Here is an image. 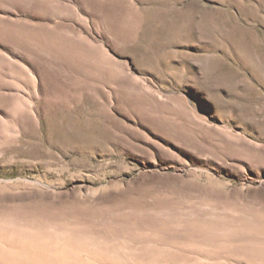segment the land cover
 Here are the masks:
<instances>
[{
    "label": "rangeland",
    "instance_id": "1",
    "mask_svg": "<svg viewBox=\"0 0 264 264\" xmlns=\"http://www.w3.org/2000/svg\"><path fill=\"white\" fill-rule=\"evenodd\" d=\"M0 264H264V0H0Z\"/></svg>",
    "mask_w": 264,
    "mask_h": 264
}]
</instances>
